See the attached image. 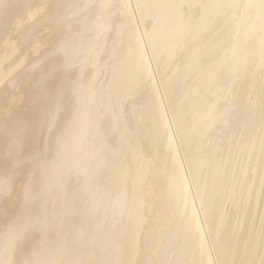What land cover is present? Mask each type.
Segmentation results:
<instances>
[{
	"label": "bare ground",
	"instance_id": "bare-ground-1",
	"mask_svg": "<svg viewBox=\"0 0 264 264\" xmlns=\"http://www.w3.org/2000/svg\"><path fill=\"white\" fill-rule=\"evenodd\" d=\"M0 42V264H264V0H0Z\"/></svg>",
	"mask_w": 264,
	"mask_h": 264
},
{
	"label": "rangeland",
	"instance_id": "rangeland-1",
	"mask_svg": "<svg viewBox=\"0 0 264 264\" xmlns=\"http://www.w3.org/2000/svg\"><path fill=\"white\" fill-rule=\"evenodd\" d=\"M12 27L10 26V29H11ZM10 31V30H9ZM11 34H10V38H8V44L9 45H12V39L14 38V36H13V34H12V32H10ZM12 35V36H11ZM0 44H1V42H0ZM19 44H20V42H19ZM21 45H23V44H20V46H19V48L21 47L22 48V46ZM1 48H3V46L1 45V47H0V49ZM20 48V50L19 51H21V55H23V51L25 52V50H23V49H21ZM4 49H5V46H4ZM4 49H2V51L4 50ZM1 50H0V52H2ZM46 51V48H42L41 49V52H45ZM20 53V52H19ZM33 54H35V53H33V52H28V54H27V58H26V61L28 62V60H30L31 58H32V56H33ZM16 57H18V56H16ZM14 55H13V59L12 60H14ZM16 59V58H15ZM14 74V73H13ZM28 84V82L26 81V83H25V87H27L26 85ZM24 87V88H25ZM8 88L5 86L4 87V84H1L0 85V99H3V97L4 96H7V98H6V103H7V101H9V103H11L10 102V100L11 99H13L14 101H16L17 103L16 104H14V103H12V105H9V103H7V104H5L6 106H4L5 108V110L6 111H4V114L5 115H7V116H10L14 111H16L17 109H19L20 107H21V104H20V101L24 98V96L22 95V94H19V92H17L15 95H14V91L13 90H11L10 91V89H8ZM11 92V94H13V95H9L8 96V93H10ZM16 92V91H15ZM3 94H4V96H3ZM6 94V95H5ZM9 97H11V99L9 98ZM7 99H9V100H7ZM6 107H8L7 109H6ZM25 107H27L26 105H25ZM5 168H7V165H4L2 162H0V173L2 172V170L3 169H5ZM21 187H23V184L21 183V182H17L16 183V190H18V189H21ZM11 199V203H13V205L15 204V203H17L16 201H14L15 199H12V198H9L8 199V201ZM8 203V202H7ZM11 203L9 202V206L11 205ZM7 205V206H8ZM12 205V206H13ZM17 205H18V203H17ZM16 205V206H17ZM11 206V207H12ZM10 207V208H11ZM14 207H15V205H14Z\"/></svg>",
	"mask_w": 264,
	"mask_h": 264
}]
</instances>
